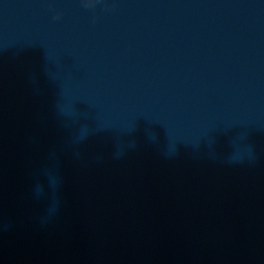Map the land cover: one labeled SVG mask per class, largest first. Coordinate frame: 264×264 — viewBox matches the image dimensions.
Here are the masks:
<instances>
[{"label":"water","instance_id":"95a60500","mask_svg":"<svg viewBox=\"0 0 264 264\" xmlns=\"http://www.w3.org/2000/svg\"><path fill=\"white\" fill-rule=\"evenodd\" d=\"M0 264H264V33L0 0Z\"/></svg>","mask_w":264,"mask_h":264}]
</instances>
